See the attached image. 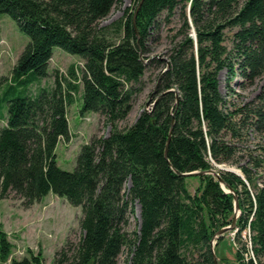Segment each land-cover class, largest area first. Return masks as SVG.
<instances>
[{
    "label": "trees",
    "instance_id": "1",
    "mask_svg": "<svg viewBox=\"0 0 264 264\" xmlns=\"http://www.w3.org/2000/svg\"><path fill=\"white\" fill-rule=\"evenodd\" d=\"M122 1L0 0V16L9 15L30 39L13 69V94L2 100L8 118L0 130V200L14 194L29 208L52 193L82 208L83 235L65 245L56 264H118L124 249L128 264H215L211 241L233 224L235 193L237 264H264V185L251 171L240 166L241 177L218 170L225 186L213 175H179L235 165L243 130L264 133V108L230 110L219 81L224 70L229 79H264V0H132L120 19L100 26ZM166 12L168 19L179 15L182 33L173 35L165 58L150 57L149 39ZM55 47L84 60L81 114H99L110 127L108 136L82 146L73 171L57 165L55 151L70 139L77 73L71 68L73 81L56 77L55 87L36 95L29 90L48 76ZM149 68L158 70L157 102L122 130ZM189 178L199 181L194 194ZM10 251L0 232L2 262ZM12 264L41 261L31 254Z\"/></svg>",
    "mask_w": 264,
    "mask_h": 264
},
{
    "label": "rangeland",
    "instance_id": "2",
    "mask_svg": "<svg viewBox=\"0 0 264 264\" xmlns=\"http://www.w3.org/2000/svg\"><path fill=\"white\" fill-rule=\"evenodd\" d=\"M134 1L123 0L121 5L115 7L110 15L102 20L100 26H107L123 16L127 8L134 7ZM182 33V22L177 14L173 18H167V12L160 19L159 29L149 39L148 46L152 53L150 57L165 58L168 51L173 48V35ZM232 31L226 32L225 45L232 48ZM193 35V33H192ZM30 42L29 37L20 31L18 24L7 14L0 16V130L6 125L8 108L3 103V98L13 94L11 90L13 69ZM84 60L78 56L65 52L59 47L53 49V57L49 63L48 76L29 88L36 95L40 88L52 89L55 87L56 77L65 81H73L70 69L73 68L78 75L75 83L80 86L75 93L73 104L68 107L67 118L69 122L70 139L59 141L56 147L57 165L65 171H73L77 167V160L83 145L88 144L94 135L108 136L110 127L105 118L96 113L81 114L82 108V81ZM158 70L149 68L144 77L145 89L136 99L133 109L127 119L118 124L120 129L131 127L147 107L156 87ZM220 91L224 96L230 110L239 107L264 108V79L259 78L250 83L240 76L229 79L228 71L219 74ZM65 84H67L65 82ZM244 140L240 146L238 163L235 165H218L217 170H233L242 174L240 166L247 167L251 171L257 183L264 185V166L256 167L257 163L264 165V133L246 127L243 130ZM189 191L194 194L199 181L193 178L187 180ZM82 208L72 206L66 198L58 197L52 193L43 197L39 202L27 208L23 206L20 198L12 194L8 199L0 200V232L7 235L11 244L8 259L0 264H12L13 260H21L30 257L31 254L39 256L41 264H56L58 253L69 242L77 245L83 235L81 229ZM138 208L135 219L131 223V230H135L138 224ZM236 230L226 233L219 241L214 240L217 246V262L225 258L228 263L237 264L236 244L234 239ZM250 233L244 232L243 240L249 245ZM216 252V251H215ZM70 257V256H69ZM131 253L124 249L118 264H128ZM69 264V261L64 263Z\"/></svg>",
    "mask_w": 264,
    "mask_h": 264
},
{
    "label": "water",
    "instance_id": "3",
    "mask_svg": "<svg viewBox=\"0 0 264 264\" xmlns=\"http://www.w3.org/2000/svg\"><path fill=\"white\" fill-rule=\"evenodd\" d=\"M192 37L196 40V33L195 32H193ZM144 62L147 63L148 61H144ZM166 70L167 69H164L163 73ZM154 92H155V90H154ZM154 92H153V94H154ZM153 94H152V97H151V99H150V101H149V103L147 105V107H151V109H153L155 103L157 102V100H155L154 102H152L153 101ZM145 111L150 112V110H148V109H146ZM170 137H171V134H170ZM169 141H170V139H169ZM226 171L236 173V174H238L239 176L242 177L241 174H239V173H237V172H235L233 170H226ZM179 175L182 176V177L201 176V175H213L223 186H225V183L221 179L220 174H219V172H218L217 169H211V170H209L207 172H199V171H196V172L184 173V174H179ZM227 193H233V191L232 190H229V191H227ZM234 196H235V213H236L235 218H234V222H233V224L231 226H227V227H224L223 229H221L217 233V235L214 237V240H215V238H219L221 236H224L226 233H229L231 231H234L235 221H236V219L238 217V214H239V211H240L239 201H238L237 194L234 193ZM138 211H139L138 216H139V220H140V207L139 206H138ZM214 240L211 241V245H212L211 247H212V253H213V257H214L215 264H218V262H217V255L215 253V247H214L215 243H214Z\"/></svg>",
    "mask_w": 264,
    "mask_h": 264
},
{
    "label": "bare ground",
    "instance_id": "4",
    "mask_svg": "<svg viewBox=\"0 0 264 264\" xmlns=\"http://www.w3.org/2000/svg\"><path fill=\"white\" fill-rule=\"evenodd\" d=\"M138 214H139V211H138ZM139 217V216H138Z\"/></svg>",
    "mask_w": 264,
    "mask_h": 264
},
{
    "label": "built area",
    "instance_id": "5",
    "mask_svg": "<svg viewBox=\"0 0 264 264\" xmlns=\"http://www.w3.org/2000/svg\"><path fill=\"white\" fill-rule=\"evenodd\" d=\"M249 245H250V242H249Z\"/></svg>",
    "mask_w": 264,
    "mask_h": 264
}]
</instances>
